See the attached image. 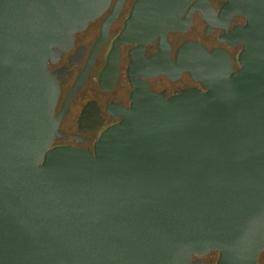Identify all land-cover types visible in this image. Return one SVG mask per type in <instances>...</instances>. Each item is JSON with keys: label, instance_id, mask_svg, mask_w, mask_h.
<instances>
[{"label": "water", "instance_id": "water-1", "mask_svg": "<svg viewBox=\"0 0 264 264\" xmlns=\"http://www.w3.org/2000/svg\"><path fill=\"white\" fill-rule=\"evenodd\" d=\"M199 8L228 53L169 28ZM203 78L166 97L137 74ZM264 247V0H0V264H256Z\"/></svg>", "mask_w": 264, "mask_h": 264}, {"label": "flooded vegetation", "instance_id": "flooded-vegetation-1", "mask_svg": "<svg viewBox=\"0 0 264 264\" xmlns=\"http://www.w3.org/2000/svg\"><path fill=\"white\" fill-rule=\"evenodd\" d=\"M246 17L237 13H232L227 26L208 22L202 11L195 8L192 13V25L187 29L169 28L165 32V40L170 47L169 59L173 66L178 61V52L181 46L187 42L198 44L208 53H213L215 49L224 50L231 60L230 71H236L241 67L239 61L243 45L238 41L236 30L243 27ZM137 81H145L151 91L170 97L181 93L185 89L196 88L201 92L207 91L203 78L193 76L191 69L183 68L179 76L171 77L164 71H157L155 75L137 74ZM219 251H209L204 254H194L188 264H218ZM256 264H264V247L261 250Z\"/></svg>", "mask_w": 264, "mask_h": 264}]
</instances>
